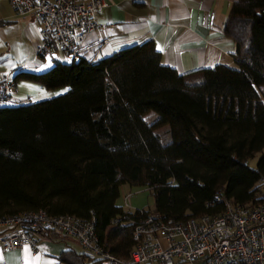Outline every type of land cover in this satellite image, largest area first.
I'll return each mask as SVG.
<instances>
[{
    "label": "trees",
    "instance_id": "trees-1",
    "mask_svg": "<svg viewBox=\"0 0 264 264\" xmlns=\"http://www.w3.org/2000/svg\"><path fill=\"white\" fill-rule=\"evenodd\" d=\"M224 31L235 67L180 74L148 41L96 62L18 72L14 83L64 92L0 107V217H94L99 242L128 259L134 222L146 216L183 221L222 214L227 201L262 203L264 0H236ZM124 185L147 188L153 210L117 206ZM59 260L100 264L71 249Z\"/></svg>",
    "mask_w": 264,
    "mask_h": 264
},
{
    "label": "built area",
    "instance_id": "built-area-1",
    "mask_svg": "<svg viewBox=\"0 0 264 264\" xmlns=\"http://www.w3.org/2000/svg\"><path fill=\"white\" fill-rule=\"evenodd\" d=\"M5 1L14 14H33L40 20L37 58L61 52L78 62L89 34L104 27L97 15L107 7L105 0ZM15 90L10 72L0 71V107ZM134 223L136 246L128 259L115 256L99 242L94 217L84 220L45 210L1 216L0 249L29 247L36 251L41 239L66 237L100 264H264V199L253 208L227 201L224 212L215 216L174 221L149 215Z\"/></svg>",
    "mask_w": 264,
    "mask_h": 264
},
{
    "label": "crops",
    "instance_id": "crops-1",
    "mask_svg": "<svg viewBox=\"0 0 264 264\" xmlns=\"http://www.w3.org/2000/svg\"><path fill=\"white\" fill-rule=\"evenodd\" d=\"M105 1L107 7L97 15L104 27L89 34L83 45L82 59L100 61L124 48L152 41L161 54L162 63L180 74L217 65L235 67L236 44L225 34L224 28L236 0ZM6 2L0 0V28H12L15 40L32 53L40 42V20L33 14H14ZM21 84L29 90L43 88L38 84ZM60 90L62 94L64 89ZM124 187H121L117 206L133 212L141 207V202L138 203L132 190L145 187H130L127 192L123 191ZM162 244L166 245V241L162 240ZM69 249L83 253L81 248L71 246L66 237L52 241L41 239L36 251L29 247L0 249V264H65L59 256Z\"/></svg>",
    "mask_w": 264,
    "mask_h": 264
},
{
    "label": "rangeland",
    "instance_id": "rangeland-1",
    "mask_svg": "<svg viewBox=\"0 0 264 264\" xmlns=\"http://www.w3.org/2000/svg\"><path fill=\"white\" fill-rule=\"evenodd\" d=\"M7 3V2H6ZM8 4V3H7ZM12 28H0V71H9L10 77L13 79L18 72H44L53 67L55 61L60 62H71L63 53L55 52L47 55L45 58H37L36 50L32 53L28 52V49L19 45V41L15 40ZM30 54V56H29ZM24 67H22V63ZM17 87L14 95L8 101L6 106H16L21 104H28L33 102H39L47 99H51L60 94L61 90H46L41 88V90H29L22 86L21 83H32L25 80L17 79ZM36 84V83H32ZM37 85V84H36ZM63 90V89H62ZM155 116L154 113L148 115V120L150 121L152 117ZM260 155H257L255 159L251 161V166L255 167ZM124 192L130 191L129 185H124ZM122 191V192H123ZM138 203L141 202V207L135 208L139 210L143 209H153L154 199L152 198L150 191L147 188H136L132 190ZM134 197V196H133ZM133 198V199H135ZM67 241L75 249L80 250V248L72 241V239L67 238ZM147 264H161L160 262H153ZM185 264V263H183Z\"/></svg>",
    "mask_w": 264,
    "mask_h": 264
}]
</instances>
